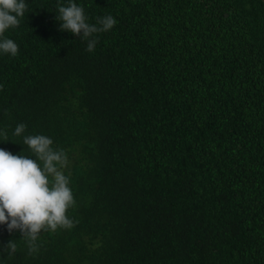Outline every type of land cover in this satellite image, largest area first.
<instances>
[{"label": "trees", "instance_id": "1", "mask_svg": "<svg viewBox=\"0 0 264 264\" xmlns=\"http://www.w3.org/2000/svg\"><path fill=\"white\" fill-rule=\"evenodd\" d=\"M26 2L0 148L32 156L43 134L67 153L74 224L35 252L0 225L4 264H264L262 0H74L117 20L92 52L60 30L68 0Z\"/></svg>", "mask_w": 264, "mask_h": 264}, {"label": "clouds", "instance_id": "2", "mask_svg": "<svg viewBox=\"0 0 264 264\" xmlns=\"http://www.w3.org/2000/svg\"><path fill=\"white\" fill-rule=\"evenodd\" d=\"M27 11L26 0H0V55L16 56L18 44L5 33L19 25ZM60 30L87 39V50L94 51V34L110 31L117 20L107 15L90 24L84 8L74 0L67 6L58 5ZM26 125L18 124L13 135L20 137ZM7 133L0 129V140ZM3 143V142H0ZM23 144L32 156L13 154L0 148V225H7L9 233L19 231L28 243L30 252L37 251V240L43 230L71 228L74 221L67 215L75 205L70 177L66 174L69 157L63 149L53 146L51 137L36 134L23 136ZM16 249L13 241L0 244V254L11 255ZM0 264H4L0 259Z\"/></svg>", "mask_w": 264, "mask_h": 264}, {"label": "water", "instance_id": "3", "mask_svg": "<svg viewBox=\"0 0 264 264\" xmlns=\"http://www.w3.org/2000/svg\"><path fill=\"white\" fill-rule=\"evenodd\" d=\"M262 2L264 3V0H262Z\"/></svg>", "mask_w": 264, "mask_h": 264}]
</instances>
